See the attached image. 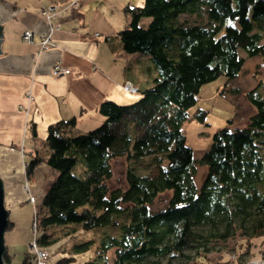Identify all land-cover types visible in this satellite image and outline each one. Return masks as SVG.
Wrapping results in <instances>:
<instances>
[{"label": "trees", "instance_id": "16d2710c", "mask_svg": "<svg viewBox=\"0 0 264 264\" xmlns=\"http://www.w3.org/2000/svg\"><path fill=\"white\" fill-rule=\"evenodd\" d=\"M123 11L129 18L118 33L123 50L148 55L157 77L133 103H100L104 121L91 131L73 135L74 119L49 125L45 162L57 176L36 209L35 245L49 251L107 228L94 256L77 260L91 247L85 241L72 254L61 252L54 264H203L209 261L201 262L200 253L230 242L240 264L252 241L264 238V97L257 92L264 89V75L245 94L254 108L248 123L229 121L217 129L199 159L186 145L181 124L203 85L220 76L227 85L240 75L241 53L264 57V0H144ZM144 18L149 22L141 26ZM192 115L203 123L207 111L197 107ZM30 132L37 136L34 124ZM121 158L127 163L125 186L111 188L112 163ZM42 160L26 162L27 178ZM142 162L146 172L138 173ZM77 165L82 175L74 173ZM198 165L206 167L200 186ZM166 191V204L151 211L149 205ZM59 227L71 229L55 235ZM2 259L10 264L11 256L5 251ZM19 264H36V257L28 251Z\"/></svg>", "mask_w": 264, "mask_h": 264}, {"label": "crops", "instance_id": "0c3cea01", "mask_svg": "<svg viewBox=\"0 0 264 264\" xmlns=\"http://www.w3.org/2000/svg\"><path fill=\"white\" fill-rule=\"evenodd\" d=\"M68 1L0 0V178L12 226L11 211L26 202L40 205L57 176L45 162L49 125L74 119L73 135L91 131L104 121L100 103H133L157 77L149 56L126 53L118 36L129 22L123 9L144 0H80L76 7ZM49 7L54 11L46 18L42 12ZM51 27L44 48L41 36ZM25 31L32 33V41H23ZM55 64L69 73L54 76ZM127 83L134 91L125 89ZM33 156L43 160L27 178L25 164ZM28 210L30 215V204ZM253 242L261 245L264 238ZM6 252L12 264L7 246Z\"/></svg>", "mask_w": 264, "mask_h": 264}, {"label": "rangeland", "instance_id": "374dc122", "mask_svg": "<svg viewBox=\"0 0 264 264\" xmlns=\"http://www.w3.org/2000/svg\"><path fill=\"white\" fill-rule=\"evenodd\" d=\"M192 21H197L198 19L194 16L190 18ZM149 22L148 18H144L141 21V26H146ZM227 24H233L232 21L227 20ZM140 54V53H139ZM145 55V54H142ZM241 56L244 57L245 62L243 69L238 77L234 80H231L226 84V78L220 76L214 81H211L203 85L198 93L197 102L195 105L188 109L189 119L183 122L182 129L185 132L186 145L193 150V157L199 159L204 150L208 147L210 139L213 132L216 129L222 128L227 125L229 121H233L235 126H244L248 123L249 117L253 114V107L250 106L245 98L247 91L257 88L259 80L262 79L264 75V57H251L245 58L246 56L241 53ZM147 62V61H146ZM150 65L154 67V64L150 62ZM147 73V71H146ZM157 76V72H156ZM227 88L228 90L220 93L219 90ZM257 92L261 97H264V89L262 87L257 88ZM203 108L207 111L205 121L203 123L197 122L193 119V113L195 109ZM28 142V141H27ZM39 143V142H38ZM43 152V149H41ZM29 158V156H28ZM148 160L147 157L144 158V161ZM136 170L138 173L146 172L147 162L138 163ZM127 163L124 158L115 160L112 163V178L108 181V185L111 188L124 187V173ZM26 167V164H25ZM206 167L198 165L195 175V182L197 186H200L202 179L205 175ZM74 173L77 175L83 174V169L80 165H77L74 169ZM33 180V179H31ZM53 183V181H52ZM51 183V184H52ZM50 184V185H51ZM171 192L166 191L161 193L157 199L149 205L151 211H157L163 207L167 200L170 198ZM28 204L31 205V212L29 214ZM37 211L39 210V205L36 206ZM35 213L33 212V205L31 202H26L19 205V208L11 211L10 218L14 221L12 227L8 228L4 233V243L8 249L13 253L12 264H19L23 258V254L30 251V245L35 242L36 235L38 232L33 230V221ZM55 235H62L64 232L71 229L69 228H56ZM109 232L107 228H100L97 230L89 231L88 233L82 234L80 236L72 237V239L58 247L57 249H50V255L46 260V264H54L60 253L72 254V247L74 245L83 243L85 241H91V247L89 251L85 254L77 255L76 258L78 261H86L87 259L94 256L97 249L99 240L104 233ZM62 238L63 236H59ZM264 242L261 243L263 245ZM255 244L252 241L251 248L249 249L248 255H244L240 259V264H247L250 262L256 261L258 258V253L261 246ZM46 251V252H49ZM237 252H235V247L230 242L229 244H218L215 250L203 257L198 259L203 262L208 260L210 264H235L233 259ZM192 261L187 262L186 264H192ZM203 263V264H209ZM177 264V263H176Z\"/></svg>", "mask_w": 264, "mask_h": 264}, {"label": "built area", "instance_id": "2783aa9c", "mask_svg": "<svg viewBox=\"0 0 264 264\" xmlns=\"http://www.w3.org/2000/svg\"><path fill=\"white\" fill-rule=\"evenodd\" d=\"M69 5H70V6H73V7H76V0H74L72 3L70 2ZM53 11H54V7H49V8H46L45 10H43L42 13H43V15H45L46 18H49V17H50L49 14H50L51 12H53ZM53 30H54V28L51 27V29H49V32H47V33H45V34H42V36H41V44H42V47L45 48V47L49 44V42H50V35H51V32H52ZM25 35H26V36L24 37V39L27 40V41H29V40L31 39V37H32V33L29 32V31H26V32H25ZM68 73H69V70H68V69L63 68V67H61V66L58 65V64H55V65L53 66V68H52V74H53L54 76H57V77H60V76L66 75V74H68ZM129 86H131L130 83H127V84L125 85V89H127V90H131ZM33 230H34V232L36 231V221H33ZM30 248H32L34 251H36L37 254H38V253H41L42 256H43V259L45 258L44 254H43V250L38 249V248L36 247V245H35V242H34L32 245H30ZM38 264H43L42 261H41L40 259H39Z\"/></svg>", "mask_w": 264, "mask_h": 264}, {"label": "water", "instance_id": "95a60500", "mask_svg": "<svg viewBox=\"0 0 264 264\" xmlns=\"http://www.w3.org/2000/svg\"><path fill=\"white\" fill-rule=\"evenodd\" d=\"M1 27L2 25H0V41L2 37ZM8 214H9L8 210L5 208L4 205L3 182L0 179V264H4L2 257L5 252L4 233L8 226ZM252 264H256V263H252Z\"/></svg>", "mask_w": 264, "mask_h": 264}, {"label": "bare ground", "instance_id": "6f19581e", "mask_svg": "<svg viewBox=\"0 0 264 264\" xmlns=\"http://www.w3.org/2000/svg\"><path fill=\"white\" fill-rule=\"evenodd\" d=\"M74 0H69L68 1V4H70V2L72 3ZM79 1L80 0H76V6L77 5H79ZM26 32V31H25ZM25 32L23 33V36H22V39H23V41H25V42H30V41H32V38H33V36L31 37V39L29 40V41H27V40H25L24 39V37L26 36L25 35ZM226 86V85H225ZM225 86H224V88L223 89H221L220 91L223 93L225 90L227 91L228 89L227 88H225ZM130 87V89H131V91H134V89L131 87V86H129ZM250 91V90H249ZM249 91H247V92H249ZM248 102V101H247ZM248 104H249V102H248ZM250 105V104H249ZM251 106V105H250ZM253 113H254V108H253ZM252 116V115H251ZM205 121V120H204ZM233 122H234V120H233ZM182 126H183V123L181 124V130H182V132H183V134H184V136H185V132L183 131V129H182ZM30 128H31V126H30ZM29 128V129H30ZM217 130V129H216ZM215 130V131H216ZM30 131V130H29ZM214 131V132H215ZM213 132V133H214ZM213 135V134H212ZM185 139H186V137H185ZM211 140V139H210ZM192 152H193V150H192ZM1 179V178H0ZM33 210H34V213H35V215H36V207L34 206V208H33ZM4 245H5V243H4ZM5 251H6V246H5ZM30 251L35 255V257H36V264H38V262H39V259L42 261V263L43 264H46V260L48 259V257L50 256V255H52L51 253H50V251L49 252H46V251H43V254H44V256H45V258L43 259V256H42V254L41 253H38L37 254V252L36 251H34L32 248H30ZM234 256V255H233ZM258 258L259 259H257L256 261H254V262H250V263H247V264H252V263H256V264H264V249L261 251V252H259L258 253Z\"/></svg>", "mask_w": 264, "mask_h": 264}]
</instances>
